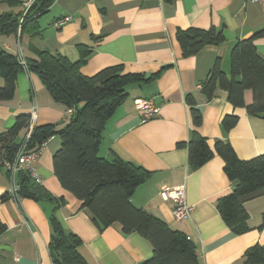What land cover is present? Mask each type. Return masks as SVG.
Segmentation results:
<instances>
[{
	"label": "crops",
	"instance_id": "1",
	"mask_svg": "<svg viewBox=\"0 0 264 264\" xmlns=\"http://www.w3.org/2000/svg\"><path fill=\"white\" fill-rule=\"evenodd\" d=\"M34 1L22 0L17 7L2 4L1 12L10 11L21 19ZM65 17L69 21L56 29L55 23ZM39 24L41 31L36 37L0 35V46L19 55L24 67L14 98L0 102V134L9 130L19 115H29L28 123H32L34 105V127L54 125L60 130L69 123L67 108L56 103L39 76L28 71L26 61L36 58L34 49L59 53L72 62L88 51L81 67L87 77L113 66H120L124 74L154 75L150 81L126 87L127 98L105 126L99 156L111 161L114 153L150 172L134 193L133 205L185 234L197 248L199 264H248L245 255L249 248L258 244L264 249V195L244 201L250 231L235 234L218 209V201L233 191L224 161L215 156L201 168L190 170L186 144L197 132L212 151L223 141L241 160L264 155V117L234 108L228 93L220 88L211 100L199 88L217 60L230 77L235 44L264 29L261 6L247 0H55ZM212 27L223 32L225 42L184 57L177 31ZM255 45L264 58V38ZM3 83L0 77V87ZM188 97L201 114L198 126L192 121ZM138 99L153 100L158 115L143 122L134 105ZM244 100L246 105L253 102L251 91L245 92ZM228 115H236L238 123L225 132L222 120ZM27 133L25 129L17 138L24 151ZM60 148V137H51L35 163L44 181L41 189L63 200L59 206L13 194L21 172L7 170L6 160H0V264H56L49 251L52 214L67 234L80 239L78 250L89 264H144L153 255L150 241L138 233L125 234L117 223L99 227L81 201L61 186L53 171V156ZM183 184L193 213L190 220L176 221L173 202L163 200L160 190ZM3 196L7 198L2 200Z\"/></svg>",
	"mask_w": 264,
	"mask_h": 264
},
{
	"label": "trees",
	"instance_id": "2",
	"mask_svg": "<svg viewBox=\"0 0 264 264\" xmlns=\"http://www.w3.org/2000/svg\"><path fill=\"white\" fill-rule=\"evenodd\" d=\"M55 0H35L29 13L22 18L12 12H0V35H28L36 37L41 31L39 19L45 15ZM17 7L22 0H0ZM264 38V29L251 37L238 41L230 55V77L221 69L217 60L201 88L208 100L220 88L228 93V101L234 108H244L250 116L264 117V58L255 42ZM177 39L184 57L198 54L208 45H221L225 36L221 30L189 28L177 31ZM35 59L26 61L30 73L41 79L52 99L67 110L74 109L69 123L60 130L54 125L35 126L26 144V152L36 151L53 136L61 139V148L53 156V171L61 186L72 193L82 208L87 210L99 226L120 224L125 234L138 233L153 247V255L144 264H199L197 248L189 238L171 229L164 221L135 207L132 197L137 188L150 177V172L125 162L112 153V160L99 156V148L107 122L127 98L126 87L150 81L144 74H124L120 66L108 67L87 77L81 73L89 52L77 62L59 53L36 50ZM23 60L0 46V102L12 100L16 93L19 73L23 72ZM251 91L253 102L245 104L244 94ZM195 126L201 123V114L195 108L192 97L187 98ZM29 115H19L15 124L0 134V160L14 161L21 144L20 133L28 129ZM238 123L236 115L225 116L222 127L230 132ZM190 170H197L215 156L224 161V172L233 184V191L218 201V209L227 226L237 235L250 231L249 215L243 203L259 194L264 195V155L251 160H241L233 147L223 141L215 144L214 151L207 140L193 132L186 144ZM20 195L36 201L48 200L58 206L56 200L43 192L24 173L19 175ZM7 196L1 197L2 200ZM52 228L49 243L50 256L56 264H89L80 254V239L67 234L55 215L50 217ZM264 226V215L262 225ZM248 264H264V249L256 244L246 252Z\"/></svg>",
	"mask_w": 264,
	"mask_h": 264
},
{
	"label": "built area",
	"instance_id": "3",
	"mask_svg": "<svg viewBox=\"0 0 264 264\" xmlns=\"http://www.w3.org/2000/svg\"><path fill=\"white\" fill-rule=\"evenodd\" d=\"M251 3L258 4L261 6L263 12H264V0H247ZM27 7L29 6V3L25 4ZM69 17H65L64 19L58 21L55 23V28L60 29L67 21H69ZM22 18L20 19V21ZM201 88V86L199 87ZM135 108L141 112L142 114V121L146 122L156 115H158L159 108L154 104L153 100H143L138 99L134 101ZM36 110L37 107L34 105L31 110V117H32V124L29 128V134H27L26 143L29 140L31 133L34 129L33 123L36 116ZM74 113L73 108H69L67 110V114L69 116H72ZM46 143V142H45ZM45 143L40 146L39 149L32 152H26L25 146L23 145L21 147V150L17 153L14 161H5L4 166L9 171H18L21 173L26 174L31 178V180L38 186H43L44 181L39 175L37 168L35 166V163L38 159V157L41 154V151L45 147ZM24 148V149H22ZM12 193L15 195H20V187L15 186L12 190ZM160 196L165 201H172L174 204L173 208V217L176 221H186L190 220L192 213H193V207L190 206L186 201V185H181L175 188H170L167 186H164L160 190Z\"/></svg>",
	"mask_w": 264,
	"mask_h": 264
},
{
	"label": "rangeland",
	"instance_id": "4",
	"mask_svg": "<svg viewBox=\"0 0 264 264\" xmlns=\"http://www.w3.org/2000/svg\"><path fill=\"white\" fill-rule=\"evenodd\" d=\"M5 5H3V6H1L0 7V12H1V10L3 9V7H4ZM14 55H16V56H18L19 57V55H17V54H14ZM21 59V58H20ZM37 111V110H36ZM30 119V118H29ZM31 121H30V123H29V125H28V133L27 134H29V128H30V126H31ZM27 138V137H26Z\"/></svg>",
	"mask_w": 264,
	"mask_h": 264
}]
</instances>
